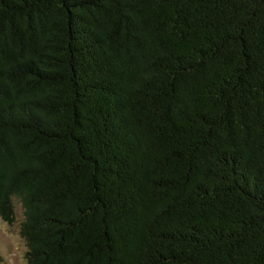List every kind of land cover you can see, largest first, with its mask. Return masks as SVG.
I'll list each match as a JSON object with an SVG mask.
<instances>
[{
	"label": "trees",
	"instance_id": "obj_1",
	"mask_svg": "<svg viewBox=\"0 0 264 264\" xmlns=\"http://www.w3.org/2000/svg\"><path fill=\"white\" fill-rule=\"evenodd\" d=\"M15 201L26 264H264V0H0Z\"/></svg>",
	"mask_w": 264,
	"mask_h": 264
},
{
	"label": "rangeland",
	"instance_id": "obj_2",
	"mask_svg": "<svg viewBox=\"0 0 264 264\" xmlns=\"http://www.w3.org/2000/svg\"><path fill=\"white\" fill-rule=\"evenodd\" d=\"M16 221L8 225L0 219V264H26V245L19 235V221L22 218L20 204L15 201Z\"/></svg>",
	"mask_w": 264,
	"mask_h": 264
}]
</instances>
